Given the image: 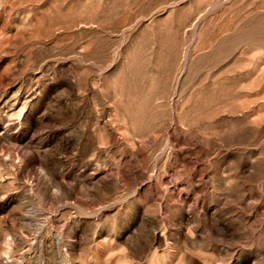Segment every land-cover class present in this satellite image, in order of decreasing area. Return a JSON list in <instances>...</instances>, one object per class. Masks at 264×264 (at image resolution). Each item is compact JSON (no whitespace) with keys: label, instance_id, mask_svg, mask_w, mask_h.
Returning a JSON list of instances; mask_svg holds the SVG:
<instances>
[{"label":"rangeland","instance_id":"rangeland-1","mask_svg":"<svg viewBox=\"0 0 264 264\" xmlns=\"http://www.w3.org/2000/svg\"><path fill=\"white\" fill-rule=\"evenodd\" d=\"M0 264H264V0H0Z\"/></svg>","mask_w":264,"mask_h":264}]
</instances>
